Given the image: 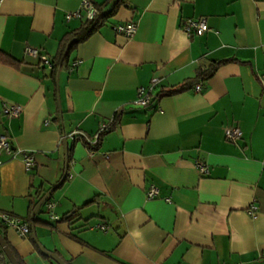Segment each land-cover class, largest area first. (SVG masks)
Instances as JSON below:
<instances>
[{
    "label": "crops",
    "instance_id": "1",
    "mask_svg": "<svg viewBox=\"0 0 264 264\" xmlns=\"http://www.w3.org/2000/svg\"><path fill=\"white\" fill-rule=\"evenodd\" d=\"M82 1L0 0V53L13 60L0 61V135L13 153L0 151V212L25 220L36 192L61 179L65 137V180L36 214L46 225H35L40 244L64 262L264 264V0H125L72 48L53 81L25 47L53 58L84 20L65 19ZM90 1L108 12L116 0ZM202 16V35L181 29ZM127 21L137 23L130 38L113 29ZM227 59L235 61L217 67L199 92L194 85L157 96ZM154 78L151 103L134 106L137 88ZM3 104L21 112L5 115ZM108 122L93 146L69 136L92 135ZM229 126L241 131L235 142L224 137ZM25 151L34 157L29 171ZM196 162L207 164L208 175ZM151 186L158 195L147 198ZM1 228L24 264H57L32 234Z\"/></svg>",
    "mask_w": 264,
    "mask_h": 264
},
{
    "label": "built area",
    "instance_id": "2",
    "mask_svg": "<svg viewBox=\"0 0 264 264\" xmlns=\"http://www.w3.org/2000/svg\"><path fill=\"white\" fill-rule=\"evenodd\" d=\"M96 13L95 7L92 5L90 0H83L81 2V6L78 10L73 12H69L65 15L66 20H71L73 18L76 19H91L93 15ZM116 34H121L126 38H130L134 35L137 29V23L135 21H127L125 23H119L114 25L113 27ZM181 29L188 35H202L204 32L208 30V24L205 17L198 18H188L184 20L181 24ZM25 55L29 57H33L38 59L39 63L47 69L52 68V60L51 58L42 53L38 48L32 46L25 47ZM260 82L262 84V88H264V75L260 76ZM156 79H152L151 85L148 87H139L136 91V97L132 101V104L136 107H146L152 101V89L156 83ZM201 89V83L196 84L193 88L195 92H199ZM2 111L5 115L17 116L21 112L20 106H12L3 104ZM112 128L111 124L104 123L99 129L92 135H86L82 132L74 131L69 133V136L72 138L82 139L86 144L93 146L97 143L100 136L109 131ZM241 136V131L238 126H229L224 129V137L229 142H235ZM0 151H5L7 154L12 155V148L10 139L5 135H0ZM22 162L27 171L31 170L34 164V157L31 152L25 151L22 152ZM196 169L201 176H206L209 173V167L206 163L196 162ZM145 195L147 198H153L158 195V189L155 186L149 187L145 191ZM53 207L52 203H48V209ZM257 207L252 204L248 209L247 213L250 216L256 214ZM49 218L52 220H58L59 217L52 212L47 213ZM0 224L5 227H13L20 236H27L29 234L30 228L29 224L26 220L13 216L11 214L0 212ZM98 227L102 230H105V226L98 225ZM3 254V252H2ZM0 264H10L5 255L3 254V259L0 260Z\"/></svg>",
    "mask_w": 264,
    "mask_h": 264
},
{
    "label": "trees",
    "instance_id": "3",
    "mask_svg": "<svg viewBox=\"0 0 264 264\" xmlns=\"http://www.w3.org/2000/svg\"><path fill=\"white\" fill-rule=\"evenodd\" d=\"M125 3H126L125 0H116L113 3V6H111V10H109L108 12H102V6L101 5L97 6L94 3H92V5L96 9V13L93 15V17L91 19H84L77 29H74L70 32H67L63 36V38L61 39V41L59 43V48L57 50L56 55L53 58H51L52 68L50 69V77L52 78L53 81L55 80L57 71L59 69H61L62 67H64V65L68 59V55H69L70 51L72 50V48L74 46H76L77 44L83 42L87 37H89L93 32H95L100 26H102L104 24L105 20L109 16H111L115 13L117 7H119L121 4H125ZM0 61L4 62V63H13V60L8 55H6L4 53H0ZM230 61H235V59L209 61L206 64L200 66L196 70L195 76L193 78L185 80L184 82L177 84V85H174V86H171L167 89L163 88L159 91L157 96L172 95V94L180 93V92H183L185 90L191 89L194 85L199 84L202 81L208 79L214 73V71L217 69V67H219L220 65H222L224 63L230 62ZM116 121L117 120L115 118V120H113V124L116 123ZM69 159H70V150L68 149V161H69ZM43 194H44L43 190H41L40 192H36L35 198L37 200H39V198H41V196H43ZM51 195H52V193H51ZM36 202H37L36 200L35 201L32 200L30 202L29 212H28L27 217L25 218V220L28 222L29 228H30L29 236L31 235L30 214H31L32 208L34 207ZM73 215H74V212L71 214H66L61 218V220L71 221ZM33 223H34V225H36V224L46 225L45 222L39 220L36 216L33 220ZM50 228H52V227L50 226ZM0 235L3 237L6 245L9 247V245L6 241V238L4 237V229H2V228L0 230ZM72 237L77 241H81L79 238H77L75 236H72ZM10 250H11V248H10ZM12 253L14 254V256H15V258L19 264H24L21 257L16 255L13 251H12ZM43 257H45V256L43 255ZM1 259H3V254H2V250L0 249V260ZM65 263L69 264L67 262H65Z\"/></svg>",
    "mask_w": 264,
    "mask_h": 264
},
{
    "label": "water",
    "instance_id": "4",
    "mask_svg": "<svg viewBox=\"0 0 264 264\" xmlns=\"http://www.w3.org/2000/svg\"><path fill=\"white\" fill-rule=\"evenodd\" d=\"M63 151H64V156H65V166H64L63 175H62L61 179L56 184L51 186V188L49 190H47L45 192V194L39 199L37 204L34 206L33 210L31 211V214H30L31 234H32V237H33L37 247L39 248L40 252L44 256L48 257L49 259H51L52 261H54L57 264H66V263L58 255L54 254L53 252H50V251L46 250L40 244V242L38 241L37 236H36L35 225L33 223V220H34V218H35L40 206L47 199H49L51 193L63 182V180L66 177V174H67V161H68V143H67V139L65 137L63 138ZM0 249L2 250V252L5 255V257L7 258V260L10 262V264H19L17 262L15 256H14V254L10 250V248L6 245L4 239H3V237L1 235H0Z\"/></svg>",
    "mask_w": 264,
    "mask_h": 264
}]
</instances>
